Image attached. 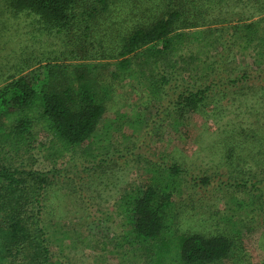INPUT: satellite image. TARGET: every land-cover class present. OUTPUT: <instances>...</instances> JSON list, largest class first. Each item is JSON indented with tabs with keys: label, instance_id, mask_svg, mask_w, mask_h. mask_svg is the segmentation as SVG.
<instances>
[{
	"label": "trees",
	"instance_id": "obj_1",
	"mask_svg": "<svg viewBox=\"0 0 264 264\" xmlns=\"http://www.w3.org/2000/svg\"><path fill=\"white\" fill-rule=\"evenodd\" d=\"M115 3L0 0V264H68L51 250L44 213L50 189L78 176L65 167L78 149L90 159L88 174L120 157L144 159L131 140L113 154L110 145L88 152L114 92L107 72L112 82L143 78L156 118L166 115L174 127L216 106L205 115L224 166L200 177L164 158L148 168L149 183L126 193L117 214L119 264H250L243 237L264 229V0ZM13 35L22 36L19 51L10 48ZM236 49L254 54L253 68H231ZM243 108L254 120L239 119ZM141 118L121 115L113 126L133 131ZM40 134L47 144H38ZM45 155L47 167L38 168ZM182 176L204 189L196 203L214 198L226 207L211 228H179ZM61 234L99 253L111 246L107 235Z\"/></svg>",
	"mask_w": 264,
	"mask_h": 264
},
{
	"label": "rangeland",
	"instance_id": "obj_2",
	"mask_svg": "<svg viewBox=\"0 0 264 264\" xmlns=\"http://www.w3.org/2000/svg\"><path fill=\"white\" fill-rule=\"evenodd\" d=\"M145 3L146 0H116L115 4L120 9H125L128 5L142 6ZM12 30L17 31V26L14 25ZM20 38L22 39V36L13 37L17 43L14 45L11 43L10 48L15 49L14 51H19L22 45ZM253 58L254 54L251 51L233 50L230 60L234 62L231 68L235 70L253 68ZM136 64L140 65V62L137 61ZM135 69H137L136 65ZM104 75L105 80L112 84L114 92L106 104V114L92 138V148L88 152L94 151L93 154H100L104 147L110 145L108 152L113 154L117 150L123 151L122 149L131 140V145L128 147H132L131 151L135 156H143L144 159L135 163L126 157L124 159L120 157L116 166H109L104 172L97 169L95 174L94 172L88 174L86 168L91 165L86 160L90 159L78 149L73 155L75 160H70L69 164L64 165L67 168L66 174L69 175L68 172L74 171L79 174L77 177L70 174L71 182L62 179L61 183L55 184L50 189L44 220L49 235L52 236L51 250L54 256L65 260L68 264H119L122 261L115 257L120 252L116 247L117 241L123 242L120 238L121 231L116 227L121 219L117 214L122 213L120 209V206H123L122 198L126 193L142 189L149 183L152 170L148 172V168H154L155 163L158 165L160 158L165 159V162L162 161L167 166L177 162L187 173L199 177L209 169L215 170L219 165L224 167L221 162V150L218 148L217 151H212L215 149L212 147L214 126L212 121H207L205 115L212 114L211 110L216 106L212 105L213 107L208 110L190 114L185 117L181 126L174 127L172 118L169 119L166 115L162 120L156 118L157 106L150 101L151 97L148 95L143 78L131 74L112 82L108 72ZM121 115L127 118L135 116V119L140 115L144 121L135 126L133 131L129 127L116 129L113 125ZM239 119L254 120L249 113L244 115V108ZM145 125L148 127L147 133ZM48 142L49 139L44 134H40L38 144ZM37 159L38 168L47 167L46 162L49 161L46 155L44 159ZM184 182L185 185L187 184L186 189L174 199L179 214V228L194 230L211 228L213 218L222 217L224 212H227L226 207L218 204V201L214 202V198L196 203L198 194L204 189H193L189 177L184 178ZM196 204L197 206L192 209L191 205ZM204 206L207 208L204 209ZM86 231L103 238L107 235L111 241L109 249L105 253L95 252L81 243V237L75 241L73 239L75 236L66 237L61 234V232L68 234L77 232L83 237ZM243 243L250 264H264V229L255 227L253 232L243 237Z\"/></svg>",
	"mask_w": 264,
	"mask_h": 264
}]
</instances>
